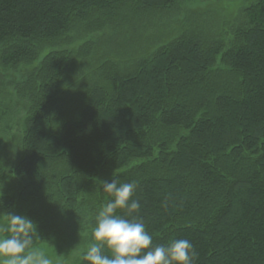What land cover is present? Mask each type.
<instances>
[{"label":"trees","instance_id":"obj_1","mask_svg":"<svg viewBox=\"0 0 264 264\" xmlns=\"http://www.w3.org/2000/svg\"><path fill=\"white\" fill-rule=\"evenodd\" d=\"M187 1L0 0V91L21 113L2 131L17 145L0 162V215L30 218L63 263L82 264L115 179L137 182L154 244L188 239L194 264H264V0L216 36L190 23L116 57L142 16Z\"/></svg>","mask_w":264,"mask_h":264},{"label":"clouds","instance_id":"obj_2","mask_svg":"<svg viewBox=\"0 0 264 264\" xmlns=\"http://www.w3.org/2000/svg\"><path fill=\"white\" fill-rule=\"evenodd\" d=\"M110 198L95 217L91 240L82 264H194V246L186 238L167 245L154 244L144 222L135 217L141 204L133 199L136 181L102 182ZM119 210H126V216ZM35 223L25 215L0 217V264H54L43 247L34 243Z\"/></svg>","mask_w":264,"mask_h":264},{"label":"rangeland","instance_id":"obj_3","mask_svg":"<svg viewBox=\"0 0 264 264\" xmlns=\"http://www.w3.org/2000/svg\"><path fill=\"white\" fill-rule=\"evenodd\" d=\"M251 1L254 0H189L186 3H181L175 10H162L159 13L142 16L139 24L136 23V30L134 29L135 34L140 35V37L135 36V41H124L125 46H119L120 39L114 46V50L117 51L116 57L125 55L135 57L139 55L138 53H143V50H139L141 47L152 51L157 44L179 35L184 26L190 23L192 29H195L198 34L207 37L216 36L230 19L233 20L238 9L248 5ZM7 93L2 95V91H0V162L4 165L3 159L11 157L13 147L17 143L14 141V144H9L8 147L6 142L9 139L7 137L9 134L2 131L6 126H14L21 116L20 110L16 107L15 97ZM13 131L17 133L18 130L13 128ZM37 246L45 249L46 253L53 259L54 264H68L71 261L69 255L68 259L70 260L63 263L55 250L47 244Z\"/></svg>","mask_w":264,"mask_h":264}]
</instances>
